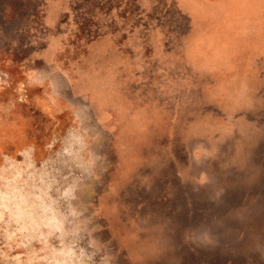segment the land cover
I'll return each mask as SVG.
<instances>
[{"label":"rangeland","instance_id":"obj_1","mask_svg":"<svg viewBox=\"0 0 264 264\" xmlns=\"http://www.w3.org/2000/svg\"><path fill=\"white\" fill-rule=\"evenodd\" d=\"M0 264H264V0H0Z\"/></svg>","mask_w":264,"mask_h":264}]
</instances>
